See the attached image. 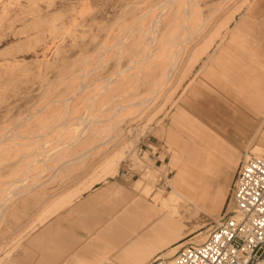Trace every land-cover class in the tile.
I'll return each instance as SVG.
<instances>
[{
  "label": "rangeland",
  "instance_id": "obj_1",
  "mask_svg": "<svg viewBox=\"0 0 264 264\" xmlns=\"http://www.w3.org/2000/svg\"><path fill=\"white\" fill-rule=\"evenodd\" d=\"M159 1L0 0V133L17 123L23 126L25 120H17L42 106L39 118L55 115L68 92L77 88L82 91L79 95L70 93L72 96L66 98L71 100V111L79 109L87 91L120 76L135 50L131 45L138 35L139 19L149 10L154 12ZM199 1L207 22L185 44L183 56L168 78L163 95L133 114L123 110L112 120L119 122L117 130H121L119 133L115 130L113 134L117 137L112 143L100 146L103 141L100 136L94 132L86 134L83 145L69 151L74 154L88 150V155L84 165L74 164L67 185H61L57 179L49 180L50 172L45 171L33 180V190L17 201V210L0 217V264L86 262L89 258L86 247L92 244L100 249L91 258L101 257L106 252L95 238L106 229L105 223L124 213L126 196L150 199L165 181L173 182L170 167L166 166L169 152L159 131L168 121L164 117L166 99L169 95L173 99L194 78L196 68L192 65H203L244 0ZM217 7L220 9L215 10ZM167 13L166 9L159 15ZM150 20L151 16H147L148 24ZM115 45L125 51L118 54L108 49L101 61L102 48ZM88 69L92 70L88 73ZM35 125L33 120L31 126ZM257 152L255 149L252 155L263 157ZM113 156L118 160L116 166L105 167L103 163ZM17 163L15 160L0 164L3 180H8ZM131 166L133 172L129 170ZM137 179L150 187L149 196L133 190ZM68 201L70 207L60 211ZM185 210L182 212L187 218ZM220 216L213 215L217 219ZM200 221L208 224L183 242L203 240L217 223L203 216ZM199 232L202 234L195 236ZM151 254L144 262L152 258Z\"/></svg>",
  "mask_w": 264,
  "mask_h": 264
},
{
  "label": "bare ground",
  "instance_id": "obj_2",
  "mask_svg": "<svg viewBox=\"0 0 264 264\" xmlns=\"http://www.w3.org/2000/svg\"><path fill=\"white\" fill-rule=\"evenodd\" d=\"M251 1H243L241 10L233 16L231 24ZM166 9L168 10L166 16H160L159 13ZM218 9L220 7L215 10ZM147 16H151L149 24L146 21ZM206 22L207 19L202 17L199 0H160L154 12L149 10L139 19L136 28L138 35L131 45L135 50L129 57L126 70L120 76L87 91L86 96L81 98L79 109L71 111L69 109L71 100L66 98L70 93L79 95L82 91L77 88L68 92L63 99L62 108L55 115H43L39 118L44 108L42 106L30 113L31 117L27 114L28 118L17 120V122L25 120L23 126L17 123L18 126L13 125L12 128L2 131L0 164L3 161L15 160L18 163L10 171L7 181L3 180L4 177L0 174V217L4 218L7 212L10 214L17 210V201L33 190L31 189L33 180L36 181L45 171L50 172L49 180L57 179L61 185H67L72 179L74 164L84 165L88 155V150L74 154H70L69 151L78 150V146L83 145L86 134L94 132L103 139L100 146L108 145L117 137L116 133L113 134L115 130L117 133L121 131L117 130L119 122L112 120L118 118L123 110L133 114L156 102L163 95L168 78L182 58L185 44L192 41L204 29ZM231 24L215 47L223 42ZM121 48L122 46L117 45L103 47L99 59L103 60L104 53L108 49L121 54L125 51L120 50ZM98 63L99 60L96 64ZM197 66L195 63L192 65V68H196L195 75L201 69ZM91 70L88 69V73ZM192 80L173 99L170 95L167 97L168 107L164 117L168 116ZM33 120L35 126H31ZM17 127L19 130L16 131ZM160 130L163 132L164 126H161ZM255 149L264 157V146H256L244 156L243 162L255 156L252 155ZM255 157L264 159L261 156ZM117 161L115 156L109 157L103 165L114 168ZM184 161L187 164L181 163L180 157L172 152L166 166L171 169L169 173L172 174L173 182L165 181L162 187L157 188V191L150 195V199L126 196L124 213L112 217L105 223L106 229L101 236L95 238L96 243H99L106 253L101 257L91 258L100 248L95 244L86 247V256L89 255L91 260L85 264H102L109 261L118 264H148L154 259L161 258L173 262L178 251L186 244H190L182 240L208 224L200 221L202 216L208 221L219 223L225 202L222 188L224 185L227 188L228 184L220 185L217 192L211 193V190L218 187L204 181L200 176L210 169L204 164V159L201 156L191 155ZM63 171L65 175H62ZM133 190L146 196L150 193V187L139 179L134 181ZM118 200L122 199L118 198ZM69 204L71 201L62 206L60 211L63 212L65 208L70 207ZM183 210L188 213L187 218ZM213 215L220 216V219ZM201 234L202 232H199L195 236ZM206 238L207 236L201 241L191 243H203ZM164 250L166 251L163 252ZM150 253L152 258L144 262ZM66 264H73V261H67Z\"/></svg>",
  "mask_w": 264,
  "mask_h": 264
},
{
  "label": "crops",
  "instance_id": "obj_3",
  "mask_svg": "<svg viewBox=\"0 0 264 264\" xmlns=\"http://www.w3.org/2000/svg\"><path fill=\"white\" fill-rule=\"evenodd\" d=\"M167 117L160 135L168 161L172 152L184 164L201 156L210 169L200 176L218 187L211 193L228 184L227 202L244 156L264 146V0H252L239 14Z\"/></svg>",
  "mask_w": 264,
  "mask_h": 264
},
{
  "label": "built area",
  "instance_id": "obj_4",
  "mask_svg": "<svg viewBox=\"0 0 264 264\" xmlns=\"http://www.w3.org/2000/svg\"><path fill=\"white\" fill-rule=\"evenodd\" d=\"M148 264H264V159L251 156L240 164L227 211L203 243L186 244L173 262Z\"/></svg>",
  "mask_w": 264,
  "mask_h": 264
}]
</instances>
